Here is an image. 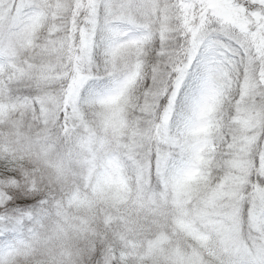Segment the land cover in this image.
Segmentation results:
<instances>
[{
  "label": "snow or ice",
  "instance_id": "6c2138e0",
  "mask_svg": "<svg viewBox=\"0 0 264 264\" xmlns=\"http://www.w3.org/2000/svg\"><path fill=\"white\" fill-rule=\"evenodd\" d=\"M0 264H264V0H0Z\"/></svg>",
  "mask_w": 264,
  "mask_h": 264
}]
</instances>
